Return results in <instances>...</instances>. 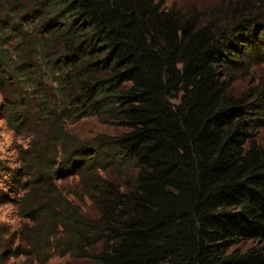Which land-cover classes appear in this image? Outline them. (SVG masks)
Returning a JSON list of instances; mask_svg holds the SVG:
<instances>
[{
	"label": "trees",
	"instance_id": "obj_1",
	"mask_svg": "<svg viewBox=\"0 0 264 264\" xmlns=\"http://www.w3.org/2000/svg\"><path fill=\"white\" fill-rule=\"evenodd\" d=\"M187 1L0 0L19 18L0 19V94L29 140L38 237L21 254L264 264V0ZM86 120L115 131L81 137ZM68 180L92 215L60 202Z\"/></svg>",
	"mask_w": 264,
	"mask_h": 264
},
{
	"label": "rangeland",
	"instance_id": "obj_2",
	"mask_svg": "<svg viewBox=\"0 0 264 264\" xmlns=\"http://www.w3.org/2000/svg\"><path fill=\"white\" fill-rule=\"evenodd\" d=\"M184 0H168L169 4L181 5ZM188 4L193 1H187ZM7 8L0 6V19H7V22L19 21L13 16L7 15ZM4 100L0 94V264H38L35 256L30 257L21 254L22 249H32L27 246L36 237L37 233L30 220L21 216L22 202L27 195L25 188V178L22 174L21 153L27 148L28 139L16 135L8 126L4 119ZM113 134L114 128L100 126L95 120L80 122L77 126V134L81 137H91L97 133ZM59 190L63 194L60 202L69 199L75 201V206L81 207L87 215H92L89 209V201L83 202L74 199L71 191H79L76 182L68 180L58 182ZM252 243H242L241 248H247ZM20 251L16 254L15 249ZM49 264H76L69 256H52ZM83 262V261H82ZM81 262V263H82Z\"/></svg>",
	"mask_w": 264,
	"mask_h": 264
}]
</instances>
